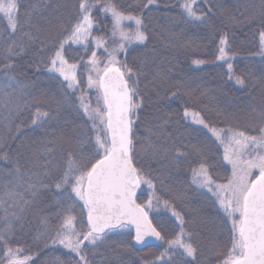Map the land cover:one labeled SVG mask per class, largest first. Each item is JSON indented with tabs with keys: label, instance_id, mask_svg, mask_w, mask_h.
I'll return each instance as SVG.
<instances>
[{
	"label": "trees",
	"instance_id": "16d2710c",
	"mask_svg": "<svg viewBox=\"0 0 264 264\" xmlns=\"http://www.w3.org/2000/svg\"><path fill=\"white\" fill-rule=\"evenodd\" d=\"M116 2L126 13L143 16L148 36L144 44L129 45L120 61H126L140 74L143 107L139 113L146 123L147 140L150 143L156 134L159 143V150L150 147L146 152L150 168L144 171L160 198L155 211L159 214L161 209L170 215L171 211L164 207L166 200L183 216L185 231L192 234L198 250L192 264H217L216 253L229 245L226 238L229 232L215 197L192 183V169L201 159L193 146L201 143L209 150L207 163L211 176L226 179L231 175V166L222 162L223 148L207 129L193 124L183 113L187 108L199 112L212 126L249 134H254V129L261 125L264 115V56L259 54L258 35L264 30L261 0H197L198 14H204L202 23L191 21L182 13L178 6L181 0H156L147 8L143 7L147 0ZM18 3L19 25L14 34L0 15V149L6 147L7 155L10 151L5 164L0 159V236H6L13 248H23V253L33 258L31 264H76L78 257L61 245L51 244L69 203L66 193L57 190L56 182L70 152L74 155L91 152L87 137L92 133L77 110L80 92L72 93L62 78H53L55 74L46 69L55 41L63 38L76 21L79 0H18ZM93 16L97 25L93 36L110 40L111 17L98 10ZM126 24L135 28L132 23ZM223 36L227 37L233 56V71L245 81L243 86L237 85L234 78L230 80L227 65L215 59ZM107 44L110 48L111 44ZM9 47L11 55L6 51ZM89 47L104 61L106 53L102 48L95 49L93 44ZM90 54L91 51L85 54L81 47L66 46L65 56L70 63L82 64L81 57L87 60ZM196 60L205 63L196 65ZM5 64L11 67L5 68ZM78 74L85 81L81 89L94 103V90L86 88L82 67ZM173 92L177 93L175 97ZM37 109L47 111L50 118L33 125ZM178 150L185 155L176 160ZM140 188L137 202L143 197L142 185ZM8 189L19 193L15 201L5 195ZM148 190L151 194L152 190ZM46 196L53 200L49 213L40 207ZM54 208L56 213H50ZM75 214L79 230L86 216ZM170 226L173 238L180 225ZM131 234L128 230L117 238L118 232H114L97 248L89 246L90 264H162L156 257L166 246L158 243L135 249ZM186 261L190 260L177 252L170 264Z\"/></svg>",
	"mask_w": 264,
	"mask_h": 264
},
{
	"label": "snow or ice",
	"instance_id": "6c2138e0",
	"mask_svg": "<svg viewBox=\"0 0 264 264\" xmlns=\"http://www.w3.org/2000/svg\"><path fill=\"white\" fill-rule=\"evenodd\" d=\"M155 3L156 0H147L143 7ZM196 5L197 0H181L178 6L189 20L202 23L204 14H198ZM261 5L264 16V0H261ZM96 10L111 17L110 39L115 45L111 49L104 37L93 36L97 26L93 16ZM0 15L6 19L10 33L14 34L19 25L18 0H0ZM126 22L134 24L135 28L128 27ZM261 23L264 25V20ZM258 35L259 54L264 56V30ZM147 40L142 15L126 13L116 0H79L75 23L63 34V38L55 41L48 60L46 70L55 74L53 78H62L72 93L80 92L76 98L77 110L82 113L92 133L87 137L92 145L91 152L78 155L70 152L66 167L56 182L57 190L66 193L69 203L61 216L59 229L51 237V244L61 245L78 257L76 264H90L87 259L89 246L95 249L111 233L131 228L135 230L134 239L138 245L145 244L149 237L166 245L156 257L162 264H170L177 252L191 258L186 264H192L197 257L198 250L192 242V234L185 231L183 216L168 201L163 202L164 207L171 211L180 225L173 238L162 236L149 218V212L159 205L160 198L155 195V184L144 174L135 155V123L143 107L140 74L126 61L117 58L132 43L144 44ZM90 44L95 49L104 50L106 62L98 57L96 50L90 49ZM71 45L80 46L85 54L91 51L90 56L87 60L81 57L82 64L70 63L65 52L66 46ZM6 51L12 54L11 47ZM217 53L215 59L227 65L229 79L234 78L237 85L243 86L245 81L233 71V56L226 36L220 38ZM194 63L201 65L205 61L196 60ZM4 67L10 68L11 65L5 64ZM81 67L86 76V88L94 90V103L86 98L81 89L82 83H85L78 74ZM176 95V92L172 93V96ZM11 115L10 112L9 118ZM183 116L190 117L193 124L207 129L223 148L222 162L231 166V175L223 183L213 180L206 158L198 160V166L192 169V183L215 197L224 223L230 224L229 245L216 253L219 257L217 264H264V115L254 134L217 128L207 123L199 112L187 108ZM49 118L47 111L37 109L32 124L46 122ZM184 155L178 150L175 159L179 160ZM0 159L7 161L9 157L3 153ZM142 184L152 190L147 203L137 202V190ZM5 195L8 200L15 201L19 193L8 189ZM77 207L81 215L86 216V222H80L79 230L75 214ZM0 247V264H31L33 258L24 254L23 248H13L6 236H0Z\"/></svg>",
	"mask_w": 264,
	"mask_h": 264
},
{
	"label": "rangeland",
	"instance_id": "374dc122",
	"mask_svg": "<svg viewBox=\"0 0 264 264\" xmlns=\"http://www.w3.org/2000/svg\"><path fill=\"white\" fill-rule=\"evenodd\" d=\"M129 23V22H128ZM112 27V25H111ZM111 27H110V37H111ZM95 28V27H94ZM107 42L109 44H111V47H114V43L113 41L110 39H107ZM72 47H80L78 45H71ZM123 52L119 53L118 54V59L120 60L121 58V54ZM104 57H106L107 54H103ZM103 62H106V60L104 59ZM93 97L95 99V93L93 91ZM139 115V120L137 119L136 120V123H135V140H134V143L136 145V160H137V163L140 165V167L142 168L143 172L144 171H147V169L150 168V163H147V159H146V152L151 148H155V149H158L159 150V143H157L158 140H155L156 139V134H154V137L150 139V143L149 141L147 140V138L149 137L148 136V132L146 130V123L142 117V114L141 112L138 114ZM197 125V124H196ZM2 137V136H1ZM199 138V137H198ZM200 140V138H199ZM1 142V141H0ZM1 144V143H0ZM194 147V151L197 155H199L202 158H206L208 160V157H209V150L207 149V147L203 144H199V143H195V146ZM197 149H199L200 151L197 152ZM7 151V148H3L2 150L0 149V155H2L3 153H6ZM8 155H10V151L8 153ZM2 162L5 164L6 161L1 159ZM149 167V168H148ZM210 172V171H209ZM215 174L219 175V172H214ZM145 174V172H144ZM146 175V174H145ZM147 176V175H146ZM213 180L217 183H223V182H226V179H222L220 180L219 177H215L214 174L212 176ZM142 187H143V193H142V199L140 202L142 201H145L147 203V200H148V195L150 196V192L148 190V187L146 184H142ZM141 192V188L139 190V193ZM138 193V194H139ZM209 193V192H208ZM211 194V193H209ZM44 198V202L43 204H40V207H44V209H46V211L44 213H49L48 212V208L53 206V200L49 197V196H46V197H43ZM64 201V200H62ZM138 202V203H140ZM218 206V203L216 204ZM11 208V207H10ZM218 210V209H217ZM35 213H40V210H34ZM50 213H56V209L54 208L53 210H51ZM75 213H81L80 211V208L77 207L75 209ZM223 215V213H222ZM149 218L151 219L152 223L157 227V230L158 231H161V235L164 236L166 239H170L172 237V228L170 226V224H174L178 227L179 223L178 221L176 220L175 217L172 216V214L170 215H167L166 213H163V211L161 209H159V214L155 211V208L154 210L150 211L149 212ZM223 220V224L224 226L226 227V230H228L230 228V224L226 225L224 223V217L222 218ZM86 221V220H85ZM132 232V230H129ZM128 233V230H125L124 232H118V236L117 238H121V235L122 234H127ZM131 242L133 243V240H134V234L132 232L131 234ZM227 239H229V234L227 235L226 237ZM128 239V238H127ZM126 239V240H127ZM124 240V239H123ZM124 240V241H126ZM28 246L30 244H27ZM159 245L160 246H166L165 244H163L162 242H159ZM19 246H21V244H19ZM188 260H191V258H188L186 257Z\"/></svg>",
	"mask_w": 264,
	"mask_h": 264
},
{
	"label": "water",
	"instance_id": "95a60500",
	"mask_svg": "<svg viewBox=\"0 0 264 264\" xmlns=\"http://www.w3.org/2000/svg\"><path fill=\"white\" fill-rule=\"evenodd\" d=\"M139 190H140V188L137 190V195H138V193H139ZM131 230H132V232H133V234H134V237H135V230H134V228H131ZM158 243H159V241H155L154 238L149 237V238H146V240H145V244H143V245H138V244H136V243H135V239H134V240H133V243H132V246H133L135 249L140 250V249H144V248H147V247H154V246H156Z\"/></svg>",
	"mask_w": 264,
	"mask_h": 264
}]
</instances>
